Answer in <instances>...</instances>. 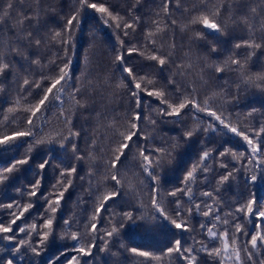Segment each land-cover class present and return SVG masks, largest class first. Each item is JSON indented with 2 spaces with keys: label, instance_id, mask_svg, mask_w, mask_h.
I'll return each mask as SVG.
<instances>
[{
  "label": "trees",
  "instance_id": "16d2710c",
  "mask_svg": "<svg viewBox=\"0 0 264 264\" xmlns=\"http://www.w3.org/2000/svg\"><path fill=\"white\" fill-rule=\"evenodd\" d=\"M206 3L211 11L220 8L224 20L229 27L225 34L213 33L203 28L202 23H192L197 16L208 15L209 19H215L210 11L201 9L199 12L189 11L199 8L201 3ZM257 11L264 5V0H248ZM3 0H0V4ZM32 7H39L40 18L44 24V34L47 36L50 31H59L65 26V22L74 13H81V23L75 27L72 33L73 43L66 52L60 50V46L55 47L45 44L40 51V65H33L29 69L28 63L20 57L13 60L12 73H5V92H0V138L11 135L14 131H28L27 119L42 98L43 92L40 88H29L27 92L22 87L18 91V84L14 83L17 78H24L41 81L43 77L47 80H54L58 76L59 69L51 64L63 66L69 60L71 69V81L65 86L63 97H67L73 87L80 88L84 95H76L75 99L81 104L93 105L94 110L83 111L77 107L74 101L65 99L63 107L53 106L50 111L42 110L36 117H31L36 125L34 137L21 138L15 144L5 149H0V174L5 173V169L10 167L18 159L30 157L29 163L23 165L18 171H14L9 181L0 184V202L18 203L21 207L15 208L14 212L19 215L23 206L35 202V207L25 213L21 220L17 221L22 227L30 229L32 224L37 229L43 231V218H53V232L45 246H40L35 233L25 236L17 233V240L24 239L38 248L40 255L37 257L31 254L24 264H29V260L35 259L36 264H68L73 256L79 264H182L175 254L165 255L162 259H156L161 252L170 245L174 238H179L185 247H199L205 245L208 252L213 248H222V243L211 240L206 233L201 231L200 225L208 223L212 217H203L202 212L210 205L213 210L221 208V221L230 214L233 209L225 201L231 200L235 203L240 195L247 196L249 192L255 194L258 201L264 202V170L254 168L244 164L245 171L240 173L236 179L229 184L220 186L218 172L222 163H227L229 168L233 164L240 162L241 153L245 155L251 151L241 138L236 135L217 130L212 133L210 130L202 134H197L187 143L180 140L183 131L188 130L182 121H187L188 126L195 128L198 123L200 128L207 129L211 121L203 115L198 120L191 119L190 116L182 114L179 120L168 118L161 123L154 114L158 113V101L156 97L144 96L143 103L145 111L148 113L145 119V134H152L156 140L169 138L175 142L180 140L184 146L176 153V159L170 166L162 171L158 184V192L154 193L150 187V182L140 171L133 161L132 154H129L125 166L121 173H116L124 189L125 195L109 201L108 211L100 212L103 217V227L98 224V234H93L87 227L92 221L94 209L103 203V197L107 196L115 189L114 182L110 179V169L108 165L113 158V150L119 147L122 142L121 133L125 136L129 134L131 120L128 112L131 102L127 88L132 87L128 83L126 74L120 65L115 63V55L120 50L119 40H124V47H137L138 52L132 54L125 53L124 66L132 67L137 77V82L142 88L149 91L164 90L171 96V91L165 87V76L177 79L178 85L183 87L188 85L196 90L199 97L208 100L209 106L217 111V114L225 119V123L237 127L238 131L251 132L258 130L260 124L264 122V82L255 80L254 83H246L243 77L264 76V47L258 49L249 57V50L241 48L234 49V44L244 38L248 33L242 27L232 26L230 17L239 9L243 0H176V4L169 3L168 11L172 13V19L176 20L177 27L168 30V17L162 14V0H87V3L103 4L113 15L118 14L117 20H111L106 13H98L90 8L81 6V0H26ZM132 17H139L140 26L134 32L130 31V36L125 38L120 34V30L114 25L121 20H131ZM202 18V17H201ZM109 20V25L102 21ZM217 22H220L217 19ZM159 26L161 31L157 32ZM223 27V25H222ZM259 29H257V32ZM147 32L153 33L149 39H143ZM93 34L97 38L93 37ZM14 38L8 34L4 37V44L0 47V55L8 52L9 46L20 48L25 56L36 59L35 49L23 48L21 45L11 44ZM149 40H154L156 47L162 51L171 53L175 58V63L166 67L162 73L155 67V62L146 60L144 57L153 53ZM131 41V42H129ZM215 46L218 53H212L211 47ZM67 57V58H66ZM240 58L244 66L243 74H237L231 70L220 74L214 72L215 67H224V61L229 58ZM230 64V60H229ZM29 71L31 74H29ZM152 81V83H149ZM49 84L45 81L43 88ZM59 88V86H58ZM237 88L239 91H237ZM231 93V94H230ZM238 96L235 103L234 97ZM174 98L170 99V103ZM150 105V107H149ZM252 109L256 110L255 115L248 116ZM66 118L70 123H66ZM155 120L153 127L148 121ZM42 129L41 131H37ZM68 129L81 132L80 137H68ZM61 136L64 139H61ZM37 141H41L37 143ZM73 145L78 151H73ZM156 142L149 143L147 147H159ZM231 149L234 156L219 157L215 153V158L201 160L198 167L206 166L209 169L207 175V186L205 177L197 174L196 180L199 182H185L194 193L192 202H188L187 197L180 200L184 209L193 208V204H199L201 213L197 214L195 209L190 213V228L188 231L179 232L167 219L161 218L154 212L151 204L153 196L157 201H163L162 207L171 219H177V215L171 211L174 205L171 204L172 197L169 192L182 186V181L187 170L202 156L204 150L211 149ZM3 146H0L2 148ZM141 147L143 143L141 142ZM135 151V150H134ZM83 157L82 160L76 157ZM45 159L50 160V165L42 172L39 164ZM70 166H75L77 171L68 176L61 175ZM117 167H120L117 165ZM215 170V171H213ZM159 171V170H158ZM43 175L42 187L38 198H22L16 191L25 185L30 187L31 183ZM256 175V181H250L248 177ZM215 177V179H213ZM71 180V186L64 191L67 181ZM59 182V183H58ZM213 188L220 193L214 197L221 200L217 206L212 200L200 198L204 191H213ZM64 191V197L57 213H48L44 216V210L48 207L47 201L55 200L56 196ZM26 196V194H25ZM134 205V207L132 206ZM237 207L239 205H236ZM131 212L132 219H124L123 226L119 223L123 213ZM183 215V213H181ZM139 217H144L140 219ZM9 211L0 208V221L5 226L9 223ZM65 220L72 223L71 227L65 224ZM185 222L189 217H184ZM179 222V221H178ZM245 231L251 232V224L246 216L238 219ZM261 229H264V221H257ZM216 230L223 232L220 222H215ZM112 226L120 229L118 235L106 238L104 233ZM208 224V227H212ZM76 233L79 242L71 239ZM7 235V234H5ZM231 237V232H230ZM90 241L97 244L92 249L91 257H82L76 249L87 247ZM106 241V243H104ZM12 242L0 240V245H11ZM231 246L233 241H228ZM239 243V241H237ZM19 246V245H18ZM136 247L139 251H149L153 253V258L141 257L133 254L130 249ZM21 247V252H24ZM62 252L66 254L61 255ZM231 254V247L229 249ZM203 264H216V258L206 253L198 256ZM226 264L231 262L226 261Z\"/></svg>",
  "mask_w": 264,
  "mask_h": 264
},
{
  "label": "snow or ice",
  "instance_id": "6c2138e0",
  "mask_svg": "<svg viewBox=\"0 0 264 264\" xmlns=\"http://www.w3.org/2000/svg\"><path fill=\"white\" fill-rule=\"evenodd\" d=\"M162 3V14L168 17V30L170 31L171 29L177 27V23L176 20L171 18L172 13L168 11L167 5L169 3L176 4V0H162ZM81 6L95 10L98 13H106L111 20H117L119 18L118 14L113 15V13L103 4L98 6L96 3L89 4L87 3V0H81ZM176 6L179 9L180 6L178 4H176ZM201 9L204 11H210L215 19H209L208 15H204L203 12H201V16H197L196 19L191 22L202 23L204 29L210 30L213 33H219L221 35L225 34V30L229 27V25L224 20L220 8L217 7L215 11H211V9L208 8V5L202 2L199 8L193 7L189 11V15H191L192 12H199ZM40 11H42V9L39 7H32L30 3H26V0H3V3L0 4V47L4 44V37L10 34L14 38L10 42L11 44L21 45L23 48L35 49L34 55L37 57L36 59H31L28 56H25L20 48L9 46L8 52L4 55H0V92L6 91L5 73H12L13 60L15 57H20L25 60L30 69L33 65L41 64L40 51L45 47L46 43L51 44L53 47L59 45L60 50L64 52L72 46V33L75 27L81 23V13H74L66 20L65 26L62 29L59 31H50L46 36L43 31L44 24L40 18ZM217 19H219L220 22H217ZM230 20L232 26L242 27L245 32L248 33L247 38H244L234 44V49L244 48L249 50V57L247 58H250L256 50L264 47V5H262L260 10L257 11V8L252 7L248 0H243V3L230 17ZM102 22L105 25H109L108 19H104ZM114 26L120 30V34L123 37L127 38L130 36L129 30L134 32L135 29L140 26V19L139 17H132L131 20H121L120 23H117ZM257 29H259L258 32ZM156 31H161L159 26L156 27ZM152 34L153 33L151 32H147L143 39H149ZM93 37L97 38L95 34H93ZM149 43L153 48V53L150 56L144 57V59L154 61L155 67L163 73L167 66L175 63V58L171 55V53L157 48L154 40H149ZM118 44L120 45V50L117 51L115 55V63L121 66L122 71L126 74L128 83L132 85V87L127 88L128 96L131 102V107L128 112L131 120L130 131L126 136L123 133L120 134L122 142L119 144L118 148L113 150V158L111 159V163L108 165L110 169V179L114 182L115 189L107 196H104V202L101 203L98 208L94 209V215L92 217L93 222L87 225H81V228L87 227L93 234H98V224H100V227H103V217L99 215L100 212L108 211V207L106 205H108L109 201H113L115 198L121 196V194L125 195L124 189L121 186L120 181L117 179L116 173H121V169L125 166L124 162L128 160L129 154H132L133 161L136 166L139 167L140 171L150 182V187L154 193L158 192V184L163 169L170 166L176 159L173 153L178 152L184 146L180 143V140L187 143L197 134L203 135L209 130L212 133H216L217 130H222L223 134L227 132L232 135H236L238 138H241L244 142H246V146L251 149V151L246 155L244 153L240 154V162L238 165L233 164L232 168H229L227 163H222L220 165V170L218 172L219 180L217 181L220 186L229 184L234 181L240 173L244 172L246 170L244 167L245 163L251 166L248 171H251L254 168L264 170V122L260 124L258 130L253 129L247 134V130L238 131L237 127L225 123V119H222L221 116L217 114V111L213 110L212 107L209 106L207 99L199 97L196 94L195 89L188 85L181 87L178 85L177 79L170 76H165L164 80L166 81L165 87L171 91V96H169L164 90L149 91L147 88H142L141 83L137 82V77L133 72V68L124 66V60L125 53L130 55L134 52H138L141 56H143V53L135 46L125 48L124 40H119ZM210 51L212 53H218V49L215 46L211 47ZM229 60L223 62L224 67L214 68V72L220 79L223 78L220 74L229 70L241 75L244 72V66L240 58L230 57ZM70 63L71 61L69 60L61 67L56 64L55 61H51V64L59 69L58 76L54 80H47L46 77H43L41 81H30L27 78H24L22 82L19 78H17L16 81H13L19 85L17 88L18 91L20 90V87H22L25 92H27L29 88H40L43 92V96L39 99L38 104L35 109L31 111L30 117L26 121L29 130L14 131L11 135L3 136L0 138V146H3L0 149H5L10 145L15 144V142L19 141L21 138L34 137L36 132H34L33 129H36V125L33 123V119L31 117H36L42 110L50 111L53 106H59L62 108L65 99L74 101L77 107L83 111L94 110V100L93 105H87L81 104L79 100L75 99L76 95H80L81 97L84 95L80 88L73 87L66 98L62 96V93L65 91V86L69 85V82L71 81ZM29 74H31L30 71ZM243 79L246 83H254L255 80L264 82V76H246L243 77ZM45 81L49 84L46 89L42 87V84ZM149 83H152V81H149ZM237 91H239L238 88ZM144 96L156 97L159 102L158 113L156 110H153V112L154 114H157V118L161 123H164L168 118L179 120L183 114L184 116H190V118L194 120H198L201 115H203L211 121V124L207 129L200 128L198 123L195 128H192L188 126L187 121H182L188 130L182 132L180 140L173 142V140L169 138L167 141H157L154 135L145 134V119H142V117L146 118L148 113L145 111L143 103ZM173 98L174 102L170 103V99ZM237 99L238 96L234 97L232 103H235V100ZM255 113L256 110L252 109L247 113V115L253 116ZM148 122L155 127V120ZM66 123H70L67 118ZM41 130L42 129H38L37 131ZM80 136L81 132L68 129L69 138ZM61 139H64V137L61 136ZM40 142L41 141H37V143ZM141 142L143 143V147H141ZM153 142L158 143L160 146L152 148L147 147L149 143ZM222 149L223 150H204L202 152V156H200L190 169L186 171L184 180L182 181V186L174 188L168 193L169 196L173 198L171 204L174 205V207H172L171 211L177 215L178 220L168 217L165 212V207L161 206L163 201H157L155 196L152 197L151 204L156 215L167 219L176 230H179V232L189 230L191 219L190 213L193 211V208L197 214L201 213V207L199 204H193V208L189 209H184L181 205V198L187 197L188 202L191 203L194 197V193L190 187H187L185 182L195 181L199 183L196 180L197 174L199 173L205 177V186H207V175L209 173V169L206 166L198 167V165L201 160L215 158L213 156L214 153L221 158L234 156L231 149L225 148L224 146H222ZM73 151H78L75 145H73ZM29 159L30 157L18 159L12 163L10 167H7L5 169V173L7 174H0V184H4L9 181L10 176L8 174L18 171L21 166L28 164ZM76 159L82 160L83 157H76ZM49 165L50 160L45 159L38 167L42 172L44 169L49 167ZM117 165L120 167H117ZM76 171L77 169L75 166H70L65 172L61 173V175L68 176L76 173ZM121 175H123V173H121ZM248 178L253 182L257 179L256 175H251ZM43 179V175L38 174V178L31 183L30 187L25 185L22 188H17L16 191L22 198H38V193L43 195V193H40ZM213 179H215V177H213ZM70 186L71 180L69 179L67 181V185L64 187V191H67V188ZM64 191H61L56 196L55 200L47 201L48 207L44 210L45 217H47L49 212L52 214L58 212L61 200L64 197ZM214 192H216V196H220V193L213 188V191L211 192H202L200 198L202 200L204 198L212 200L217 206H219L221 204V200L214 197ZM225 203L233 209L230 214H225L226 217L230 216V219L225 218L221 221L222 209L218 207L217 210L214 211L213 208L210 205H207L205 201L207 210L203 211L202 215L203 217H212L214 219H209L208 223L200 225L201 231L206 233L207 237H210L213 241L222 243V248H213L210 252H208L203 244H200L198 248L185 247L184 244H182L181 239L174 238L170 242V245L161 252V255L155 258L162 259L165 255L171 256L172 254H175L182 264H203V262L198 259V256L202 253H206L207 255H211L216 258V264H226V261L231 262V264H264V229H261L257 223V221H264V202L258 201L256 195L249 192L247 196L240 195L239 200L235 203H232L231 200L225 201ZM236 205L239 206L237 207ZM132 206L134 207V205ZM19 207L21 206L18 203L5 204L0 202V208H6L9 211L10 217L7 226L0 221V240L12 242L10 246L0 245V264H24L25 260H27L31 254H34L37 257L40 255L38 248L34 247L31 243L24 239L17 240V233L24 234L25 236L30 235V233H35L40 246H45L49 241L50 235H52L54 225L53 218H43V231L38 230L35 224H32L30 229H27L17 223V221L21 220L25 213L35 207V202L28 203L23 206L19 215H16L14 209ZM181 213H183V215H181ZM185 216L189 217L188 222H185ZM245 216L252 221L251 232L245 231L242 225L238 223V219H243ZM139 218L144 219V217ZM124 219H132V213L126 212L122 214L121 221L119 222L121 226H123ZM215 222L221 223V227L224 229L222 233H219L216 230ZM72 223H74V221ZM72 223L65 220V224H67L68 227H71ZM208 224H212L213 226L208 227ZM119 231V228L112 226L110 230L105 231L104 235L106 238L110 239L114 234L118 235ZM230 238L233 241L231 246L228 243ZM71 239L79 242L80 237L76 233H73ZM237 241H239V243H237ZM104 243H106V241ZM21 247L25 249L23 253L21 252ZM96 247L97 244L94 241H90L87 247H79L76 251L81 254L82 257H91L92 249ZM230 247L231 254H229ZM130 251L141 257L150 259L153 258V253L149 251H139L136 247L131 248ZM64 254L66 253H61V255ZM29 264H36L35 259L29 260ZM68 264H79V262L76 260V257L73 256L72 259L69 260Z\"/></svg>",
  "mask_w": 264,
  "mask_h": 264
}]
</instances>
